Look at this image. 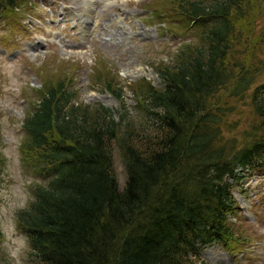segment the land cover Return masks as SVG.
<instances>
[{"label":"trees","instance_id":"1","mask_svg":"<svg viewBox=\"0 0 264 264\" xmlns=\"http://www.w3.org/2000/svg\"><path fill=\"white\" fill-rule=\"evenodd\" d=\"M19 2L0 0L1 12L9 11L1 15L15 26ZM173 6L186 26H199L202 43L186 44L173 65L157 69L161 87L145 78L132 85L146 124L137 130L126 110L118 120L103 105L77 102L65 79L42 88L24 119L26 162L46 181L34 187L17 224L40 264H205L206 245L222 242L232 251L249 240L233 222L234 189L246 172L264 169V49H254L264 40L254 21L264 16V0ZM243 42V57L231 63ZM105 85L122 102L123 88ZM245 96L259 122L225 139L227 99ZM116 143L128 177L122 190ZM1 145L0 131V172Z\"/></svg>","mask_w":264,"mask_h":264},{"label":"rangeland","instance_id":"2","mask_svg":"<svg viewBox=\"0 0 264 264\" xmlns=\"http://www.w3.org/2000/svg\"><path fill=\"white\" fill-rule=\"evenodd\" d=\"M177 1L101 0L86 9L75 0H21L16 26L1 15L9 11L2 13L0 8V131L5 157L0 172V264H40L17 224V213L33 201L34 187L46 181L26 162L22 149L27 138L23 121L33 112L40 90L65 79L77 102L103 105L118 120L126 110L138 130L146 120L132 85L145 78L161 87L157 69L173 65L183 45L200 47L202 43V30L196 24L186 26L173 6ZM254 21L258 33L264 28V16L256 14ZM257 42L254 49H264V40ZM244 47V42L237 44L231 63L243 57L240 48ZM106 80L123 88L122 102L108 92ZM251 102L248 96L227 99L233 109L223 123L225 139L240 137L248 125L259 122ZM113 159L122 190L128 177L117 143ZM234 196L239 215L233 222H241L239 235L249 240L232 251L222 242L206 245L202 260L205 264H264V169L246 172Z\"/></svg>","mask_w":264,"mask_h":264},{"label":"bare ground","instance_id":"3","mask_svg":"<svg viewBox=\"0 0 264 264\" xmlns=\"http://www.w3.org/2000/svg\"><path fill=\"white\" fill-rule=\"evenodd\" d=\"M83 8L88 9L95 6L97 3H102L101 0H75ZM88 6V7H87Z\"/></svg>","mask_w":264,"mask_h":264}]
</instances>
